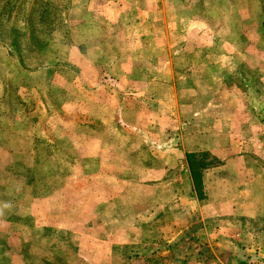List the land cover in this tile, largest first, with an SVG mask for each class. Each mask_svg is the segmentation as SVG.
Masks as SVG:
<instances>
[{
	"label": "rangeland",
	"instance_id": "374dc122",
	"mask_svg": "<svg viewBox=\"0 0 264 264\" xmlns=\"http://www.w3.org/2000/svg\"><path fill=\"white\" fill-rule=\"evenodd\" d=\"M0 264H264V0H0Z\"/></svg>",
	"mask_w": 264,
	"mask_h": 264
},
{
	"label": "crops",
	"instance_id": "0c3cea01",
	"mask_svg": "<svg viewBox=\"0 0 264 264\" xmlns=\"http://www.w3.org/2000/svg\"><path fill=\"white\" fill-rule=\"evenodd\" d=\"M146 84H148V86H150L151 88L155 89V91L157 93V95L155 93L154 95L151 96L152 99H149L150 101H153V102L158 103V104H170V103H172L173 105L176 106L175 112H177V118H178L179 123L181 125V127L179 128V135L176 134L175 130L169 132V129L167 130V128L166 129L161 128L160 130L159 129L157 130L159 132L157 136H160L161 133L162 134H166V136H173L174 137L173 138V141H171L172 144L169 145L171 147V149H172V147H175L176 150L180 151V146H183L182 143L183 144H187L186 146L189 148L191 146V144H190V137H192L191 136V133L192 132L190 131V128L191 127L189 126V123H191L192 118H193V120H195V118L197 116H199V117L203 116V115H200V114L202 112H205L206 111V108H204V106H201V107L197 108L198 110H194V109L192 110V107H191L190 113L187 115V117H182V111H181L180 107L182 106V100L183 99H181V96L180 95H179L180 96L179 98L178 97H175V98H172L171 100L162 99L161 97H159L160 90H159V93L157 92L158 88H161V87H164L165 86V85H163V83L161 81H158V80H155V79H151L148 82H145L144 86ZM172 85H173V88H176L177 87V89H180V90L181 89H184V88H190V89H193L194 88V84H193V81L192 80L188 81V80H182L181 79L178 82H176L173 79ZM155 103H153V104H155ZM150 113L151 114H149L150 115L149 116V119H151V121H149L148 126L150 128H158V125L157 124H152L151 123L152 121H155V118L158 115L155 112H150ZM195 115H197V116H195ZM138 129L139 130H142V134L143 135H148V136L149 135H155L154 132H152L153 130H149L148 131V130H145L144 128H142V129L141 128H138ZM203 133H206V130L203 131ZM209 134L210 135H214V136L215 135L220 136V133H217L216 134V133L213 132V133H209ZM175 135L176 136H179L180 141H179V139H176L175 138ZM176 140L178 142H180L179 144L177 142V145H176ZM158 143H160V142H156V146H157ZM160 147H162V146H160ZM163 158H164V155H162V159ZM179 164L182 165V161L181 160H179L178 165ZM162 166L164 168L165 166H169V165H167L166 163H162L161 166H158V169L156 170L157 173H159L161 171L160 169H161ZM171 166H174V165H171ZM148 172H150V170H148ZM153 182L154 181H150V183H153ZM156 182L157 183H162L163 180H160L159 178H157V181Z\"/></svg>",
	"mask_w": 264,
	"mask_h": 264
}]
</instances>
